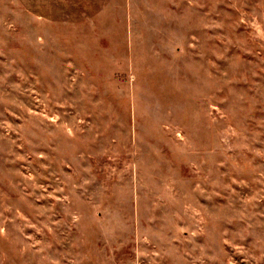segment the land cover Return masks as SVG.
Listing matches in <instances>:
<instances>
[{"label": "rangeland", "instance_id": "obj_1", "mask_svg": "<svg viewBox=\"0 0 264 264\" xmlns=\"http://www.w3.org/2000/svg\"><path fill=\"white\" fill-rule=\"evenodd\" d=\"M0 264H264V0H0Z\"/></svg>", "mask_w": 264, "mask_h": 264}]
</instances>
